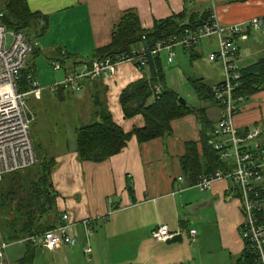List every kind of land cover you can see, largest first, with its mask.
I'll return each instance as SVG.
<instances>
[{
  "label": "crops",
  "instance_id": "obj_1",
  "mask_svg": "<svg viewBox=\"0 0 264 264\" xmlns=\"http://www.w3.org/2000/svg\"><path fill=\"white\" fill-rule=\"evenodd\" d=\"M23 1L31 12L47 18V28L37 39V55H51L56 61L66 55L64 76L70 72H83L93 53L110 44L113 28L125 11H134L141 27L147 31L152 30L155 21L179 14H186L184 21H187L190 17L197 20L210 12L225 26L264 17V0ZM254 31L260 30L246 31L235 39L236 44L248 42ZM258 33L264 36L263 31ZM260 48L257 51L256 43L255 49L245 55L247 63L239 68L262 58L264 48ZM194 51H189L193 60L199 58ZM28 68L37 81L35 63H29ZM145 75L144 70L136 65L123 63L107 77L81 82L78 93L48 90L56 95L54 109L57 111L51 117L49 134L42 144L46 149L44 154L55 161L51 172L52 187L57 194L55 226L68 225L67 234L77 239V244L53 251L36 246L33 264H235L242 254L244 243L240 225L243 218L238 193L231 180L216 181L211 189L201 192L196 215L192 217V213L186 212L193 203L185 204L188 200L184 195L189 193L190 190H186L191 186L190 180L183 176L180 160L189 143H195L201 153L200 126L196 116L187 115L173 121L172 134L165 138L142 144L132 138L119 155L103 162L78 159L72 132L97 120L98 103L105 106L112 121L123 132L143 127L142 116L130 119L123 116L119 97L127 86ZM196 80L208 88L214 87L206 85L202 79ZM43 93L44 90L39 98L34 99L41 102ZM212 101L219 111L214 120L206 114V108L201 110L213 129L221 108ZM240 107L234 118L236 129L243 136L249 129H256L261 145L264 144V91L244 100ZM27 111L34 122L37 112L45 114L44 102L34 106L27 104ZM63 215L68 216L66 221L62 220ZM161 225H167L172 233L178 232L181 242L153 240L151 232ZM182 229H188L189 244ZM190 230L196 232L193 239L189 236ZM17 244L22 243L10 247ZM85 247L92 249L88 258L83 254ZM24 251V246L14 253L8 251L9 264L21 259ZM41 256L46 259H38Z\"/></svg>",
  "mask_w": 264,
  "mask_h": 264
},
{
  "label": "trees",
  "instance_id": "obj_2",
  "mask_svg": "<svg viewBox=\"0 0 264 264\" xmlns=\"http://www.w3.org/2000/svg\"><path fill=\"white\" fill-rule=\"evenodd\" d=\"M0 10L4 12L3 23L7 29L23 32L32 46L31 54H37V39L47 28V18L31 12L23 0H4ZM209 16L211 13L206 12L197 20L190 17L184 21L187 15L179 14L163 21H155L152 30L147 31L141 27L134 11H125L119 23L113 28L110 44L96 50L90 63L93 60L128 54L132 48L141 43L152 45L161 35L170 36L179 34L185 28H195L208 21ZM65 57L66 55H62L61 59H57L62 67ZM31 69L25 68L22 72L18 85V91L21 93L27 92L34 81ZM140 69H147L148 73L144 78L127 86L121 92L119 102L126 119L138 115L143 117V127L134 128L129 133L123 132L112 121L105 106L98 103L97 120L92 124L75 128L72 132L78 159L103 162L119 155L132 138H135L139 144L165 138L172 134L173 121L194 115L200 126L201 153H198L195 143L187 144L185 154L180 160L183 176L190 180V186L193 187L199 177L217 170L224 171L225 162L219 158L217 151L207 144L211 137L212 123L206 118L203 110L181 104L178 95L165 86L160 60H149L148 65ZM238 72L240 85L235 91L236 97L249 100L253 95L264 91V56L247 67L239 68ZM191 84L199 99L214 100L213 87L208 88L196 79L191 81ZM157 86L161 87L159 95L154 94ZM62 90L66 89L61 88L57 91ZM54 167V158L41 153L34 166L5 175L0 179L1 238L10 245L20 242L25 250L23 257L14 264H33L36 246L24 240L56 227L57 194L51 183V172ZM246 246L244 244V250L235 264H257L255 255Z\"/></svg>",
  "mask_w": 264,
  "mask_h": 264
},
{
  "label": "built area",
  "instance_id": "obj_3",
  "mask_svg": "<svg viewBox=\"0 0 264 264\" xmlns=\"http://www.w3.org/2000/svg\"><path fill=\"white\" fill-rule=\"evenodd\" d=\"M3 19L4 12L0 10V179L30 168L37 162L29 131L30 121L26 117L28 96L38 98L43 90L55 92L61 88L78 93L82 88L81 82L107 77L120 64L131 63L144 68L149 60L158 59L161 62L162 53L166 54L167 62L171 64L176 57V49L192 50L201 40H215L217 49L208 60L211 63L219 61L223 68V81L212 89L213 98L221 112L207 144L217 151L226 166L224 171L217 170L199 177L193 188L206 192L219 180H231L234 183L243 218L240 225L241 239L255 255L256 263L264 264V144L261 145L256 129L251 128L245 136H241L234 125V118L244 102V98L235 96L240 85L239 67L236 65L240 48L235 39L249 30L264 31V17L225 26L211 15L208 21L195 28H185L179 34L170 36L161 35L152 45L141 43L128 54L93 60L83 72L67 73L62 83L53 87L40 88L34 80L31 88L24 93L18 91V85L32 46L23 32L7 29ZM8 37L11 38L9 42ZM53 67L56 71L63 70L59 62L53 63ZM160 93L161 87L157 86L154 94ZM67 219V215L62 216V220ZM68 228V225H59L40 235L30 236L24 242L47 251L64 246L74 247L77 239L67 234ZM177 234L170 232L167 225H161L151 232V237L163 242ZM195 235V230L189 231L192 239ZM10 246L0 236V264H9L7 252ZM91 251L90 247L83 248L84 256L88 258Z\"/></svg>",
  "mask_w": 264,
  "mask_h": 264
},
{
  "label": "rangeland",
  "instance_id": "obj_4",
  "mask_svg": "<svg viewBox=\"0 0 264 264\" xmlns=\"http://www.w3.org/2000/svg\"><path fill=\"white\" fill-rule=\"evenodd\" d=\"M4 0H0V8L3 4ZM260 32V31H258ZM255 32L250 37L248 42H240L239 45L240 49V57L236 61V65L241 67L245 65L247 61H244L245 55L248 51H253L255 49V45L257 43V51H259L262 47L264 48L263 44V36ZM216 41L215 40H201L194 48V53H197L199 58L191 59L190 52L184 51L180 48L176 49V57L174 62L169 64L167 62V57L165 53H162L161 58V65L163 68V74L165 77V86L174 91L179 98H182L186 101L188 106L193 107L194 109L201 110V108H206V114L211 117V119H215L219 114L218 107L213 101L211 100H201L197 96L194 87L191 84V81L195 79H202L204 83L208 86H216L220 82L223 81V68L219 61L210 62L208 60L211 53L216 51ZM256 51V52H257ZM255 58V57H254ZM243 60V61H242ZM255 60V59H253ZM58 62L56 60L51 59V55L46 54H29L27 57L25 68H28L29 63H35L36 68V83L39 85L40 88H49L55 85L62 83L64 80V71H56L54 70L53 63ZM147 74L148 70H144ZM75 95L74 97H76ZM40 97V96H39ZM38 97V98H39ZM43 99L41 102L36 101L37 97L28 96L27 97V104L29 106H34L35 104L42 105L44 102L45 105V114L41 112H37L38 115L34 122L30 121L29 131L32 140V144L35 150L37 157H39L44 152H46L45 147L42 144V140L45 142L46 137L48 136L49 132L47 131L50 127V123H52L51 117H54V102L56 95L51 94L48 90H44ZM35 98V99H34ZM48 99V101H46ZM46 101V102H45ZM61 109V108H60ZM40 117V118H39ZM44 117V119H43ZM52 135V134H51ZM53 136V135H52ZM1 182V181H0ZM189 193L185 194L184 197L186 198V205L188 203H193L190 208H187L186 212L192 213V217L197 214L198 212V205L196 203L199 201L201 192L197 189L191 187L187 188L186 191ZM186 207V206H185ZM179 214L182 217V208L179 207ZM13 218V216H12ZM183 219V217H182ZM191 227V226H190ZM189 227V228H190ZM188 228V229H189ZM182 229L184 238L189 244V239L187 238V230ZM2 233L0 232V236ZM2 237V236H1ZM23 249L22 244H17L14 247H9V253H14L15 251H19ZM84 257V256H83ZM82 256L80 257L82 260H85ZM38 259H46L42 258V256ZM43 261V260H42ZM86 261V260H85Z\"/></svg>",
  "mask_w": 264,
  "mask_h": 264
},
{
  "label": "water",
  "instance_id": "obj_5",
  "mask_svg": "<svg viewBox=\"0 0 264 264\" xmlns=\"http://www.w3.org/2000/svg\"><path fill=\"white\" fill-rule=\"evenodd\" d=\"M10 37L7 38L8 42L10 41ZM139 68V66H137ZM140 69V68H139ZM179 102L183 105H187L186 101L183 100L182 98H179ZM26 117L29 121H31V116H30V113L28 111H26ZM182 240V237L181 235H176L174 237H172L171 239H169V241H167V243H176V242H181Z\"/></svg>",
  "mask_w": 264,
  "mask_h": 264
}]
</instances>
